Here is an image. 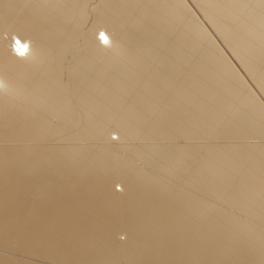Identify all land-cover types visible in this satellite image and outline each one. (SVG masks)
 I'll return each mask as SVG.
<instances>
[{"label":"bare ground","instance_id":"6f19581e","mask_svg":"<svg viewBox=\"0 0 264 264\" xmlns=\"http://www.w3.org/2000/svg\"><path fill=\"white\" fill-rule=\"evenodd\" d=\"M0 264H264V0H0Z\"/></svg>","mask_w":264,"mask_h":264},{"label":"rangeland","instance_id":"374dc122","mask_svg":"<svg viewBox=\"0 0 264 264\" xmlns=\"http://www.w3.org/2000/svg\"><path fill=\"white\" fill-rule=\"evenodd\" d=\"M99 36H100L101 38H103L102 41L105 40L103 33H100ZM110 136H112L113 140L118 141V138H117L116 133H115V134L112 133ZM170 182H171V183H177V181H176L174 178H170ZM116 188L118 189V191H120V192L122 191V190L119 189V188H120V185H119V186L117 185ZM124 235H125V234H124ZM124 235L122 234V235L119 236V237H121V239H124V238H125Z\"/></svg>","mask_w":264,"mask_h":264},{"label":"snow or ice","instance_id":"6c2138e0","mask_svg":"<svg viewBox=\"0 0 264 264\" xmlns=\"http://www.w3.org/2000/svg\"><path fill=\"white\" fill-rule=\"evenodd\" d=\"M105 42H107V41L105 40Z\"/></svg>","mask_w":264,"mask_h":264}]
</instances>
